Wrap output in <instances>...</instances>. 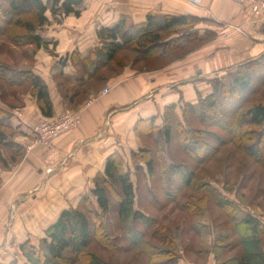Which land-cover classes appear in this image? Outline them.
I'll use <instances>...</instances> for the list:
<instances>
[{"label": "crops", "instance_id": "1", "mask_svg": "<svg viewBox=\"0 0 264 264\" xmlns=\"http://www.w3.org/2000/svg\"><path fill=\"white\" fill-rule=\"evenodd\" d=\"M151 14L206 18L216 23L203 28H214L217 44L207 43L164 72L141 71L131 63L122 74L102 77L98 65L74 61V55L86 59L101 45V26L141 23ZM39 32L54 56L39 51L38 66L25 69L46 83L53 113L46 117L27 91L15 102L6 100L7 108L0 107V126L7 128L0 143V249L19 246L36 231H45L64 209L89 194L109 157L130 158L131 151L142 146L135 128L139 119L156 116L162 122L167 105L195 103L212 75L264 53V20L233 0H82L79 16L71 13ZM211 47L212 57L199 68L196 62ZM19 70L12 80L16 84L27 80ZM106 87L109 91L103 94ZM79 109V127L49 146L37 142L34 127L43 118L57 119ZM8 250H0V259L10 257Z\"/></svg>", "mask_w": 264, "mask_h": 264}, {"label": "trees", "instance_id": "2", "mask_svg": "<svg viewBox=\"0 0 264 264\" xmlns=\"http://www.w3.org/2000/svg\"><path fill=\"white\" fill-rule=\"evenodd\" d=\"M81 7L82 0H0V37L16 45L26 42H33L37 46L47 44L37 29L48 21V13H52L54 17L71 13L79 16ZM199 24L216 25L206 18L192 15L151 14L141 23L128 25L121 21L113 26H101L97 30L101 45L90 57H99L105 62L111 61L124 46H127L141 54L137 62L143 63V66L139 67V70H161L199 49L201 44L208 43L210 34L214 37L217 35L215 30L201 29ZM163 32L169 33V36L163 37L161 34ZM90 57L85 59L88 65L92 64ZM24 74H27L42 113L46 117H51L53 104L46 83L42 77L30 70ZM207 81L211 83L212 90L209 93L198 92L195 103L167 105L162 115L163 124L157 123L156 116L138 120L135 128L143 146L132 150L130 154L136 163V176L140 175L136 182L122 161L109 157L103 171L96 175L92 190L98 209L84 210L79 207L64 209L55 222L46 229V236L41 241L42 246L37 249L32 240L27 239L20 247L23 259H26L22 261L15 259L9 264H109L94 255L90 243L96 241L104 250L113 247L116 236L114 237L108 229L106 217L114 207L117 208L121 228L130 246L134 248L142 246L147 264H179L175 260L176 254L170 252L167 247L169 244L173 245L174 239L171 235L168 232L161 234L165 228H160L159 220L135 206L140 179H150L149 176L153 178L159 175L160 183L166 190H169L167 185L173 184L174 191L171 195L167 192V196H171L173 201L181 197L179 192L182 189L191 187L195 181H199L194 189L211 195L218 208L231 214L234 205L216 187L205 182L203 178L200 179L194 170L173 161L167 164L165 153L158 147L154 149L147 140L154 139L157 144L158 141L169 143L176 135L182 138L180 143L188 150L191 149L188 142H193V136L202 134L207 140H202L206 146L201 159L204 156L209 158L215 155L218 149L212 144L215 140L219 143H233L245 153L254 156V159L264 166V53L257 59L240 64L222 77L208 78ZM10 82L14 83L12 80ZM260 90L263 97H258ZM224 103L226 106L220 107ZM178 109L181 110V115L178 114ZM192 123L207 128H193ZM0 129L1 143L7 128L0 126ZM222 133L227 137H222ZM198 153L197 150L195 154L199 155ZM160 167L162 172L156 174V168ZM179 179L182 182H176L174 185L173 181ZM144 185L146 186V183ZM194 199L191 194L190 200L181 206L187 215L196 213V209H193L196 203ZM91 200L88 194L83 197L86 204ZM200 203L202 205L204 201ZM236 224L238 232L242 235L239 239L245 252L242 256L232 257L219 264L263 263V242L260 238L254 240L253 236H250V231L252 234L260 233L264 239V223L248 214ZM137 225L144 226L145 230L140 231ZM149 231L152 233L148 236ZM226 248L230 247L221 243L220 251ZM219 255L220 253L216 257Z\"/></svg>", "mask_w": 264, "mask_h": 264}, {"label": "rangeland", "instance_id": "3", "mask_svg": "<svg viewBox=\"0 0 264 264\" xmlns=\"http://www.w3.org/2000/svg\"><path fill=\"white\" fill-rule=\"evenodd\" d=\"M64 17L65 16L62 14L54 17L52 13H48V21L41 25L37 29V32L40 33L39 31L44 26L49 25L51 21H58V19L64 20ZM199 25L201 26V29H203L204 24ZM179 30L180 29H176V31ZM161 34L165 38L169 36V33L166 34V32ZM209 37L208 44L214 43V45H216V38L218 36L216 35L215 38L212 34H210ZM46 42L47 44L41 46H37L33 42H26L16 45L5 38L0 37V107L7 108L8 106H6V100H12V102H15L16 96L18 94H24L25 91L33 95L31 83L28 79L22 84H16V82L11 83L10 80L16 78V74L14 73L21 72L19 69L23 70L22 73H26L29 71V69L26 70L25 68L35 65L38 66V57L40 54H38L39 51L46 53L47 55L44 54L45 57H47L48 54L50 56L52 55V57L54 56V52L51 49L52 46L48 43V41ZM204 45L201 44L200 48L203 49L202 47ZM205 51L207 52L206 54L200 55L201 61L196 62V65H199V68H202L203 61H206V59H210L212 57V47L209 49L207 48ZM190 55L176 60L174 63H172V65L183 60L187 61V58ZM73 57L75 62H86L85 59H82L79 54L74 55ZM140 57L141 54L138 51L124 46L115 55V60L112 63L109 61L105 62L104 59L93 56L90 57V61L92 62V66L98 65L99 72L102 74L101 76L106 77L122 74L124 72V67L126 65H131V63L133 65L136 64V67L138 68L143 66V63L141 64L137 62ZM258 57L231 66L221 73L214 74V76L212 75L211 78L222 77L229 71L235 70V68L240 64L257 59ZM104 64L108 65L103 69ZM168 68L170 69L172 66H167L165 69L163 68V72ZM156 72H160V70ZM205 74L209 76V73L206 72ZM18 76L22 78V75L18 74ZM23 76L27 78V74ZM254 82L255 79L253 80V83ZM203 86L207 90L204 92L209 93L212 90V85L208 81L206 84H203ZM262 95L263 93L260 90L258 97H263ZM227 102H229V100ZM223 106H226V104L224 103V105L222 104L220 107ZM178 114H182L180 109H178ZM42 120L49 119L43 118ZM157 123L163 124V120L161 122L160 119H157ZM192 127L202 129L207 128L197 123H192ZM221 136L225 138L227 137L225 133H222ZM205 138L206 137L202 134L193 136V142H188L191 146V149L188 150L183 145V143H180L182 138L180 139L176 135L173 136L169 143L165 141H158L159 145L154 141V139L149 138L147 140V142H151V146H153L154 149L158 147L163 153H165L164 155L167 164L173 161V163L176 162L178 165L180 164L181 166H187L194 170L197 175L200 176V179L203 178L205 182L216 187L218 191L221 192L222 195L228 200H231L234 205V210L231 211V214L229 211H224L218 208V206L212 200L211 195H206L204 192L196 191L194 189L199 181H195L191 187L189 186L182 189L179 192V196L181 195V197L178 199L176 198L173 201L171 200V196H167V192L168 195H171V192L174 191H172L173 184L171 186L167 185L166 187L169 190H166L164 185L162 186V183H160L158 178L159 175L153 178L149 176L150 179H140L139 194H137L138 196L136 198L135 206L140 207L141 209L145 210L146 213H149L151 217L157 218L159 220L160 228H165L161 234L168 232L171 235L172 239H174V242L173 245L169 244L167 247L170 249V252L173 251V254H176L175 260L179 264H189V262L195 264H208L209 261L210 264H219L232 257L242 256V254L245 252V248L240 242L239 238L242 235L238 232L239 228L237 227L236 222L242 220L244 216L250 214L260 219L264 223V166L259 164L254 159V156L249 155L247 152L245 153L233 143H219V141L216 142L215 140L212 141V144L215 147H218V149L216 150L215 155H213L214 157L212 156L209 158H204V156L203 159H201V156H203L205 152L204 150L206 143L202 141L207 140ZM186 143L187 142H184V144ZM197 150L199 155L195 154ZM121 160L125 165V168L132 173L133 181L136 182V178H140V175L137 173L138 176H136V163L134 159L131 156L130 158H125L122 156ZM156 172V174L162 172L161 167L158 169L156 168ZM173 182L174 185H176V182L181 183L182 180L179 179ZM145 183L146 186L144 185ZM150 184H152V192L149 190L151 187ZM92 190L93 188H91V192L89 194L87 193L92 199L91 202L86 204L83 201V197L86 196L84 195L81 199L76 200L74 202L75 204L71 205L70 208L79 207L84 210L86 208L97 210L98 205L95 202V198H93ZM191 194L195 197L193 201L196 203L193 209H196V213H190L187 215L181 206L184 202H188L190 200ZM200 201H204V203L201 205ZM197 204L199 205L197 206ZM106 221L111 234L114 237L116 236L115 242L113 243V247L108 250H104V247L98 244L96 241L90 243V249L93 251L94 255L98 256L101 260H103V262L105 261V263L107 262L109 264H147V257L142 249V246H139L138 248L130 246V242L126 237L124 230L121 228V220L118 216L117 208L114 207L113 210L107 214ZM136 227L140 231L145 230L144 226L137 225ZM151 233L152 232L149 231L148 236L151 235ZM250 233V236H253L254 240L260 238L264 247V239L261 234L258 232L252 234V231H250ZM45 236L46 230H40L36 231L32 237L30 236V239L34 242L33 244L36 246V248L39 249L42 246V238ZM221 239H224L223 242H220ZM221 243L228 245L230 248L220 251L219 247ZM2 246L3 248L0 250H5L7 247L9 248V250L5 253L10 254V257H7L8 255L4 256L2 259H0V264H9L10 262L15 261L16 256H18V258L20 257V261L26 259H23L24 257L21 254V244L19 246H17V243H14L13 245ZM16 248L19 249L20 253L16 251ZM219 253L220 255L217 258L216 255ZM261 264H264V262Z\"/></svg>", "mask_w": 264, "mask_h": 264}, {"label": "built area", "instance_id": "4", "mask_svg": "<svg viewBox=\"0 0 264 264\" xmlns=\"http://www.w3.org/2000/svg\"><path fill=\"white\" fill-rule=\"evenodd\" d=\"M198 1V0H197ZM249 7L254 14L264 20V0H233ZM109 91V87L103 90V94ZM18 113V112H17ZM82 123V110H70L54 120H42L34 127L37 142L50 145L53 140L64 132L73 130Z\"/></svg>", "mask_w": 264, "mask_h": 264}]
</instances>
